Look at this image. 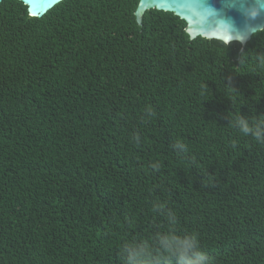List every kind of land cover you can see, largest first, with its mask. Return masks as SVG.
Returning <instances> with one entry per match:
<instances>
[{"label":"trees","instance_id":"16d2710c","mask_svg":"<svg viewBox=\"0 0 264 264\" xmlns=\"http://www.w3.org/2000/svg\"><path fill=\"white\" fill-rule=\"evenodd\" d=\"M137 4L0 2V264H122L157 205L215 264H264V144L235 127L264 119V33L191 40Z\"/></svg>","mask_w":264,"mask_h":264},{"label":"clouds","instance_id":"9594fccd","mask_svg":"<svg viewBox=\"0 0 264 264\" xmlns=\"http://www.w3.org/2000/svg\"><path fill=\"white\" fill-rule=\"evenodd\" d=\"M240 5L243 15L249 21H255L264 14V0H231L229 7ZM198 6H202V0H198ZM202 14L215 15L216 10L211 7L203 8ZM220 29L231 34L232 39L244 43L249 36H259L264 33V25L249 23L245 35L233 36V25L227 20L218 23ZM228 43V44H229ZM258 60L264 63V56H258ZM230 79V78H228ZM146 114L151 116L150 109ZM235 127L245 136L253 137L258 143L264 144V119H251L247 115H238L235 118ZM139 143L140 137H134ZM183 148V145H179ZM235 148L236 145L233 144ZM158 171L159 166L152 165ZM158 213H163L168 224V230H158L152 239L151 244H145L139 239H132L123 243L121 248L122 264H215V260L201 246L198 237L187 232H180L175 228L177 217L170 210L165 211L158 205L155 206Z\"/></svg>","mask_w":264,"mask_h":264},{"label":"water","instance_id":"95a60500","mask_svg":"<svg viewBox=\"0 0 264 264\" xmlns=\"http://www.w3.org/2000/svg\"><path fill=\"white\" fill-rule=\"evenodd\" d=\"M2 0H0L1 2ZM27 6V12L32 17H42L47 11L63 0H18ZM231 0H202V6H198V0H138L134 15L137 23L141 25L142 17L147 10L171 12L186 23L185 32L189 39L203 37L229 43L232 39L230 33L220 29L218 23L227 20L233 25V36L245 35L249 23L264 25V14L255 21H249L242 13L240 5L229 7ZM211 7L216 10L215 15L202 14L203 8ZM249 36L244 43L233 39L242 47L250 40Z\"/></svg>","mask_w":264,"mask_h":264}]
</instances>
